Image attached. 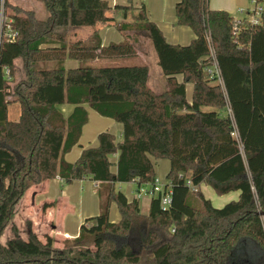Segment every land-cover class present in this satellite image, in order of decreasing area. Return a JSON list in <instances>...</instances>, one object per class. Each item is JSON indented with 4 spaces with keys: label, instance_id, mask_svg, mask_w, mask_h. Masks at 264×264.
<instances>
[{
    "label": "trees",
    "instance_id": "trees-1",
    "mask_svg": "<svg viewBox=\"0 0 264 264\" xmlns=\"http://www.w3.org/2000/svg\"><path fill=\"white\" fill-rule=\"evenodd\" d=\"M34 1L43 4L45 20L0 0L12 34L0 41V238L25 193L56 177L64 184L98 183L100 213L92 219L104 222L90 236L97 253L83 245V234L63 248L16 238L0 246V264H234L247 241L241 253L251 264H264V0L258 26L210 10L208 0H179L176 25L194 35L185 46L166 41L143 3L111 8L107 0ZM112 9L124 12V20L133 10L136 18L117 24L108 15ZM113 25L147 35L164 92L148 87L143 63L64 67L66 60L136 58L127 37L101 45L98 28ZM81 28L94 31L73 41L71 33ZM208 37L223 89L204 74L211 64ZM187 84L193 87L190 102ZM14 104L19 116L11 120L8 107ZM62 105L73 106L69 116L58 109ZM86 108L120 124L122 139L101 132L95 147L66 163L63 156L78 144L88 121ZM156 160L169 163L171 203L162 210L157 196L143 212L115 185L152 184ZM202 184L218 196L238 192V199L215 208L190 188ZM111 203L120 214L117 223L108 221Z\"/></svg>",
    "mask_w": 264,
    "mask_h": 264
},
{
    "label": "crops",
    "instance_id": "crops-1",
    "mask_svg": "<svg viewBox=\"0 0 264 264\" xmlns=\"http://www.w3.org/2000/svg\"><path fill=\"white\" fill-rule=\"evenodd\" d=\"M107 1L111 8H113L116 5L127 7L130 5L129 4L130 1L133 2L137 1L140 2L139 4H141L140 0H122V1L107 0ZM178 1L179 0H176L175 4ZM245 2H246L245 0H219V1L214 0L212 6H209L208 4V8L210 10H222L227 12L228 14H231L232 13V11H230L231 7L236 5H242ZM245 6L243 5L244 8L242 6L239 8L247 9V7ZM235 9H233V11H235ZM112 11H116V10L112 9ZM109 13L108 15L111 16ZM122 13L124 17V12ZM126 18H127V14H126ZM107 27H112V26H107ZM88 29H90L88 30L90 34L94 31L93 28H88ZM102 29H106V27L98 28L99 34ZM78 32L79 31L76 32V30H74L72 32L71 38L75 37V34H77ZM81 39L82 38L78 37L73 41L81 40ZM166 41L172 45H181V46L187 45L180 43H171L167 39ZM100 42L102 46H106V43H104L102 40ZM98 62L100 61L95 60L90 63L93 64ZM65 63L64 66L66 65ZM17 66L18 64H16V67ZM176 80L178 82H181L182 76L180 75L176 76ZM192 89L193 87L191 84H187L185 86V96H186V100L189 96V102L192 96ZM58 109L61 111L64 117H67L72 112L73 106L62 105L59 106ZM86 110L88 115V121L82 127L81 136L78 141V144L63 156V160L66 163H73L79 157L82 149L95 147L97 144V140H96L97 135L99 133L104 131H109L110 128H115V124H111L110 122H105L108 124V125L105 124V128L108 127L109 129L104 128L103 131L100 128V126H98L96 128L90 129L88 132H84L85 127L88 125L90 121V115L92 111L89 108H86ZM205 110L206 109H203V111ZM18 116H19L18 106L15 104L9 106L8 118L11 120H16ZM118 134H119L118 138L116 139L117 142L121 141L122 139V128L121 131L118 129ZM69 156L72 158H69ZM112 158L113 161H116L117 156L115 155ZM111 171L115 172V168L113 167ZM131 183L135 185L136 188L135 191H136L137 185L135 182L125 183V184H131ZM200 186L195 190L196 191L198 190L201 193ZM97 190H98V183L91 181L89 179L73 181L70 184H64L58 177L49 181H45L40 185L31 188L29 191L25 193L24 197L16 205L11 223L7 227L5 232H9L10 234L13 233L15 235L14 236L15 238H20L25 243H27L29 239H35L41 245H47L49 243L50 245H52V247L55 248H58L60 247V245H63L62 242L67 243L69 241L77 240L80 237V234L81 235L83 234V236L90 237L101 229L104 222L102 219H94V220L92 219L99 216L100 213V205H99V198H97L98 197ZM238 195H239L238 192H231L223 196L226 198L230 197V199L234 198L233 201H235L238 199ZM132 199H135V192ZM138 202L140 204L141 210L143 208L142 211L146 212L150 200L143 199L142 201L138 200ZM108 220H109V213H108ZM95 245H97L96 242L94 243V246ZM250 246L253 250L252 244H250ZM242 247L244 248L248 246L245 243H243L240 246L237 252L238 255L237 260L234 262V264H251L248 256L241 253L240 249Z\"/></svg>",
    "mask_w": 264,
    "mask_h": 264
},
{
    "label": "rangeland",
    "instance_id": "rangeland-1",
    "mask_svg": "<svg viewBox=\"0 0 264 264\" xmlns=\"http://www.w3.org/2000/svg\"><path fill=\"white\" fill-rule=\"evenodd\" d=\"M118 1H122V0H118ZM140 1L141 3L145 4L148 19L154 22L158 26V28L162 31L164 37L168 41H170L171 43H180V44L190 43V41L194 37L192 31L187 27L176 25L175 12H174V4L176 0H140ZM245 1L246 2L242 5H236V6L231 7L230 11H232V13L229 15L232 16L234 19L243 18L241 14H238L237 10L243 9L244 8L243 5L244 6L246 5L245 7L247 8H253L249 0H245ZM8 2L12 6L20 7L23 10L33 11L36 17L40 20H45L48 16L46 10L44 9L43 4L36 2L34 0H8ZM213 2L214 0H208L209 6H212ZM139 3L140 2H137V1H134V2L130 1L129 7L137 8L140 5ZM241 6L243 8H239ZM233 9H235V11H233ZM8 13L9 11L6 9L0 10V30L4 34H11L10 29L7 28V26H9L10 24V20L8 19ZM121 13L122 11L120 12V11L111 10L109 14L111 15V17L114 18L117 24H121L123 22H132L136 18V12H134L133 10H130L127 12V18L125 20L123 17V13L122 14ZM88 30L90 29L81 28L79 30H76V32L77 31L79 32L75 34V37H73L72 40L78 37L85 39L90 34ZM99 36L101 38L100 41L102 40L104 43H106V45L118 44L122 42L125 39V37H127L129 41L131 42V44L134 46L137 57L136 58L102 59L100 60V62L93 63V64L90 62L81 63L78 61L75 62L71 60H66V63H65L66 65L64 67L66 69L76 68L82 65H95L98 67H124V66L139 65L143 63L148 66V79H147L148 87L155 93H162L165 91L166 85L163 80V75L161 73V70L157 65V55L152 47L150 39L147 37L145 33L139 32V31L120 32L113 25L112 27H106V29H102ZM16 64H18L17 69H19V63H16ZM74 64H77V65H74ZM187 100L189 102V96ZM205 111H210V109H206ZM225 114H228V113L222 112V115H225ZM105 122H110L111 124H115V128H110L111 130L108 127L105 128V124H107ZM98 126H100L102 130L104 128L109 129V131L115 136L116 139L118 138V135H119L118 129L121 131L120 124L115 123L113 120L109 118L101 117L96 112L91 111L90 121L88 125L85 127L84 132H88L90 129L96 128ZM69 158H72V157L69 156ZM153 163H154L155 180H157L161 184L167 183L165 176L169 169L168 161L167 160H156V161H153ZM115 189L116 191H119L122 194H124V196H126L128 200H131L134 196V192L136 188H135V185H133L132 183L131 184L123 183V184H116ZM200 191L204 195L205 198L210 200L212 206L215 208H221L225 204L234 200V198L230 199V197L226 198L224 196H218L214 193L213 190H211L210 188L204 185L200 186ZM119 220H120V214L118 212L117 206L115 203H111L110 208H109V220L108 221L109 222L112 221L111 223H117ZM262 225L264 228V218H262ZM14 236L15 235L13 233L10 234L9 232H5L0 238V246L7 247V243L9 241H14L16 239ZM18 239L19 241L23 242L22 239L20 238ZM83 240H84L83 245L86 246L87 249L91 253H97V246L96 245L94 246V242L91 237L84 236ZM73 242L74 241H69L67 243L62 242L63 245H60V247L58 248H63L64 246L72 244ZM249 242L250 241H247V244ZM252 259L255 261V258H252Z\"/></svg>",
    "mask_w": 264,
    "mask_h": 264
},
{
    "label": "built area",
    "instance_id": "built-area-1",
    "mask_svg": "<svg viewBox=\"0 0 264 264\" xmlns=\"http://www.w3.org/2000/svg\"><path fill=\"white\" fill-rule=\"evenodd\" d=\"M250 4L253 8L247 9H239L237 10L238 14H241L243 18L246 19L249 25L258 26L261 24L262 13H263V5L262 0H249ZM242 19V18H241ZM240 20V19H235ZM9 28V26H7ZM12 34H4L0 30V41L2 38H9ZM207 43L210 49V57L211 64L204 69V74L208 80H210L213 84L219 85L223 89L222 78L220 75V71L218 69V65L214 56V51L211 46L210 38H207ZM7 80H10L8 77V72L6 71ZM188 186L190 184L188 183ZM193 192H195V188L190 187ZM159 197V206L162 210H167L171 203V187L169 183L161 184L157 180L150 185H140L137 186V190L135 191V199L138 200H152L153 198Z\"/></svg>",
    "mask_w": 264,
    "mask_h": 264
}]
</instances>
